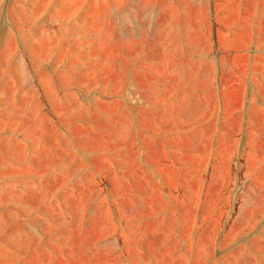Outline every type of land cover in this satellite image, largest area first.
Listing matches in <instances>:
<instances>
[{"label":"rangeland","instance_id":"obj_1","mask_svg":"<svg viewBox=\"0 0 264 264\" xmlns=\"http://www.w3.org/2000/svg\"><path fill=\"white\" fill-rule=\"evenodd\" d=\"M0 264H264V0H0Z\"/></svg>","mask_w":264,"mask_h":264}]
</instances>
